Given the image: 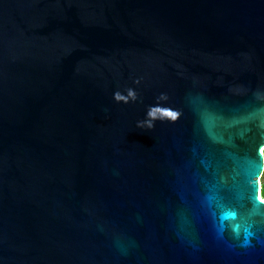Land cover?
I'll list each match as a JSON object with an SVG mask.
<instances>
[{
  "label": "water",
  "instance_id": "95a60500",
  "mask_svg": "<svg viewBox=\"0 0 264 264\" xmlns=\"http://www.w3.org/2000/svg\"><path fill=\"white\" fill-rule=\"evenodd\" d=\"M263 150L264 0H0V264H264Z\"/></svg>",
  "mask_w": 264,
  "mask_h": 264
},
{
  "label": "clouds",
  "instance_id": "9594fccd",
  "mask_svg": "<svg viewBox=\"0 0 264 264\" xmlns=\"http://www.w3.org/2000/svg\"><path fill=\"white\" fill-rule=\"evenodd\" d=\"M135 83H139V81H135ZM136 93L132 89L126 90V95L122 94L121 92L117 91L113 94V100L115 102H123L128 103L129 100H135ZM160 99H166L163 95H161ZM179 113L174 112L170 109L163 108L160 106H150L146 110V114L143 120H139L136 123V127L144 130H151L154 127V124L157 120L164 121L168 120L170 122H175L179 118Z\"/></svg>",
  "mask_w": 264,
  "mask_h": 264
},
{
  "label": "trees",
  "instance_id": "16d2710c",
  "mask_svg": "<svg viewBox=\"0 0 264 264\" xmlns=\"http://www.w3.org/2000/svg\"><path fill=\"white\" fill-rule=\"evenodd\" d=\"M263 160H264V150H263ZM261 191H260V195L262 200L264 201V162H263V172H262V176H261Z\"/></svg>",
  "mask_w": 264,
  "mask_h": 264
},
{
  "label": "rangeland",
  "instance_id": "374dc122",
  "mask_svg": "<svg viewBox=\"0 0 264 264\" xmlns=\"http://www.w3.org/2000/svg\"><path fill=\"white\" fill-rule=\"evenodd\" d=\"M260 185H261V179H260Z\"/></svg>",
  "mask_w": 264,
  "mask_h": 264
}]
</instances>
